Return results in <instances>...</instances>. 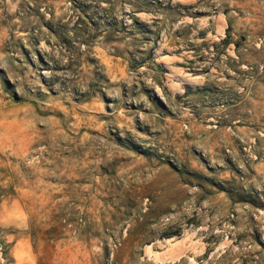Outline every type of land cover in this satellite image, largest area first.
Instances as JSON below:
<instances>
[{"label": "rangeland", "instance_id": "obj_1", "mask_svg": "<svg viewBox=\"0 0 264 264\" xmlns=\"http://www.w3.org/2000/svg\"><path fill=\"white\" fill-rule=\"evenodd\" d=\"M0 264H264V0H0Z\"/></svg>", "mask_w": 264, "mask_h": 264}]
</instances>
